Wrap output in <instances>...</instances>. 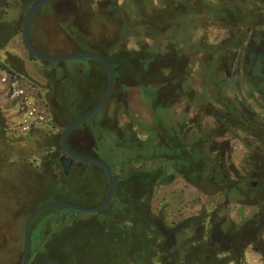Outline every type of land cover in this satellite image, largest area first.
I'll return each instance as SVG.
<instances>
[{"label":"trees","instance_id":"trees-1","mask_svg":"<svg viewBox=\"0 0 264 264\" xmlns=\"http://www.w3.org/2000/svg\"><path fill=\"white\" fill-rule=\"evenodd\" d=\"M73 1L79 11L87 3L91 22L102 21L108 28L103 44L90 47L111 64L115 86L101 110L104 122L85 137L87 149L74 144L75 132L68 146L92 158L108 154L116 193L97 219L117 224L123 264H247L250 247L264 264V196L252 181L261 177L264 182V0ZM212 27L223 29L228 37L211 43L206 30ZM86 37L75 34L72 40L85 42ZM5 45L0 43V48ZM74 63L77 69L71 75L58 76L54 83L48 79L49 113L44 121H31L28 132H59H44L40 147L58 145L62 150V128L95 106L106 90L107 76L98 63ZM232 70L250 85V98L258 95L257 108L235 95L233 82L240 78L231 77ZM76 73L92 78L86 84L73 80L68 91L60 87ZM132 88L139 90L150 120L130 111L126 96ZM94 92L95 99L82 105L85 94ZM109 108L126 122L109 118ZM237 139L248 149L249 166L242 171L232 162L231 144ZM77 167L99 174L106 189L100 168L76 162L65 175L60 159L53 164L58 182ZM178 178L205 195H215L216 208L204 206L176 221L156 213V191ZM64 200L75 202L72 196ZM233 204L240 205L242 215L245 208L251 209L240 222L231 217ZM36 253L31 249L30 264H43L35 260Z\"/></svg>","mask_w":264,"mask_h":264},{"label":"rangeland","instance_id":"rangeland-1","mask_svg":"<svg viewBox=\"0 0 264 264\" xmlns=\"http://www.w3.org/2000/svg\"><path fill=\"white\" fill-rule=\"evenodd\" d=\"M36 0H0V64L13 71L8 74L0 68V77L8 76L9 84L0 86V264H21L23 259L24 226L30 213L42 202L48 200L66 201L72 196L76 203L85 207H95L101 203L106 189L102 185L101 176L91 168L77 167L62 184L56 178L53 164L63 156L58 145L40 147L44 132L54 136L58 129H44V132L21 133L15 127L20 123L23 128L30 127L28 107L17 116L14 96L21 90L24 98H28L41 111L49 113L45 99L49 92V80L53 83L58 76L71 75L77 69L74 61L61 63H45L34 59L26 50L21 40L22 21L27 9ZM79 11L73 0H52L34 18L30 37L35 48L42 54L56 57L78 51H92L90 45L103 44L108 35L107 27L94 24L90 17L87 3ZM77 23L79 29L74 27ZM85 34L86 40H72L75 34ZM203 32H198L202 35ZM211 43H220L228 37L223 29L212 27L206 30ZM98 53V52H96ZM231 77L239 79L234 84L235 95L241 101L248 102L255 108L260 100L249 97L250 85L243 80L238 70L228 72ZM19 75V76H18ZM92 75L73 77L63 80L60 87L69 90L72 81L80 79L88 83ZM72 79V80H71ZM31 86V87H30ZM35 88L34 91L31 89ZM237 87V88H236ZM71 92V90L69 91ZM97 92L85 94L82 105L95 99ZM49 96V95H48ZM127 103L130 111L138 118L150 120V110L143 101L138 89L128 91ZM260 112V110H259ZM109 118H116L121 123L126 118L118 115L114 108L107 109ZM104 111L98 112L83 127L75 130L74 144L87 149L85 137L91 129L104 122ZM63 130V128H62ZM61 130V132H62ZM60 132V134H61ZM61 136V135H60ZM79 138V140H77ZM81 138V139H80ZM232 162L241 171L249 166L248 149L240 140L232 141ZM108 154L101 156L108 160ZM109 161V160H108ZM45 167H42V165ZM261 177L253 178L257 187H263ZM264 196V190L260 192ZM70 202V201H68ZM218 198L205 195L190 186L181 178L173 184L158 189L153 199V210L163 214L168 221H176L193 216L204 206L214 210ZM240 205L230 206L231 217L240 222L251 209L245 208L244 215ZM99 213L85 214L74 211L47 210L33 222L31 229V249H37V263L57 260L60 264H123V245L116 239L117 224L111 220H98ZM247 264H262L261 256L252 247L245 255Z\"/></svg>","mask_w":264,"mask_h":264},{"label":"water","instance_id":"water-1","mask_svg":"<svg viewBox=\"0 0 264 264\" xmlns=\"http://www.w3.org/2000/svg\"><path fill=\"white\" fill-rule=\"evenodd\" d=\"M51 0H36L26 11L21 30V40L26 50L38 61L45 63H61L67 61H83L92 60L97 62L104 69L107 76L106 90L101 99L89 109L87 112L81 114L77 118L71 120L65 125L61 132L60 144L62 150L65 152L66 157L61 161V166L65 175L69 174L73 162L87 164L102 169L107 177V192L100 204L95 207H85L76 203L63 201V200H48L39 204L29 215L23 234V259L21 264H30L31 261V229L35 219L43 212L47 210H65L74 211L85 214L99 213L106 209L113 201L116 193V181L114 178L113 170L111 165L99 158H92L75 152L68 146V139L70 135L86 124L92 119L98 112H100L108 103L112 91L115 86V75L111 64L101 54L92 51H78L75 53L67 54L64 56L51 57L40 53L34 46L31 37L30 30L32 22L35 16L50 2ZM43 264H60L57 260L51 259Z\"/></svg>","mask_w":264,"mask_h":264},{"label":"flooded vegetation","instance_id":"flooded-vegetation-1","mask_svg":"<svg viewBox=\"0 0 264 264\" xmlns=\"http://www.w3.org/2000/svg\"><path fill=\"white\" fill-rule=\"evenodd\" d=\"M52 1V0H51ZM50 1V2H51ZM49 2V3H50ZM86 62H87V64H90L91 62H95V61H92V60H85ZM97 63V62H96ZM100 65V64H99ZM5 65H3V64H0V68H3V70L7 73V75L10 73V74H12L13 73V71L12 70H8V69H6L5 67H4ZM101 66V65H100ZM7 67V66H6ZM102 67V66H101ZM8 68V67H7ZM104 70V69H103ZM19 76V75H18ZM6 84H9V79H8V81L6 82V83H0V86H4V85H6ZM23 95H24V91L21 93V94H18L17 96H14V98L17 100L16 102H15V109H16V114H17V116H20L21 115V117H22V114H23V112H24V97H23ZM103 110V109H102ZM22 125L23 124H19V125H16L15 127L17 128V130L19 131V132H21V133H24V132H28L29 131V129H25V128H23L22 127ZM64 152V151H63ZM64 157H66V154H65V152L63 153V156L60 158V163H61V161H62V159L64 158ZM74 163H76V162H73L72 163V165L74 164ZM100 171V173L101 174H103V175H106L105 174V172L102 170V169H100L99 170ZM106 180H107V177H106ZM263 183V187L260 189L259 188V196H262V195H260V192L262 191V190H264V182H262ZM257 184H258V182H255V186L257 187ZM106 192H107V183H106ZM105 195H106V193H105ZM105 197V196H104Z\"/></svg>","mask_w":264,"mask_h":264},{"label":"built area","instance_id":"built-area-1","mask_svg":"<svg viewBox=\"0 0 264 264\" xmlns=\"http://www.w3.org/2000/svg\"><path fill=\"white\" fill-rule=\"evenodd\" d=\"M8 81V76L5 77H0V83H6ZM31 87V86H30ZM35 88L32 87L31 91H34ZM23 92V90L20 91L21 94ZM24 105L25 106H29L28 107V120L30 121H34L35 123H39L41 121H44L46 119V111L43 110L41 111L40 109H38L35 105H33V103L31 101L28 100V98H24ZM25 129H29V127L25 128Z\"/></svg>","mask_w":264,"mask_h":264}]
</instances>
